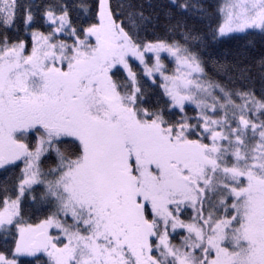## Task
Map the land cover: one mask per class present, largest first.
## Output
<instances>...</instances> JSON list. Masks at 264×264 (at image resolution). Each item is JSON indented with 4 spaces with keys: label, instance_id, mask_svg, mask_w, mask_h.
Instances as JSON below:
<instances>
[{
    "label": "snow or ice",
    "instance_id": "obj_1",
    "mask_svg": "<svg viewBox=\"0 0 264 264\" xmlns=\"http://www.w3.org/2000/svg\"><path fill=\"white\" fill-rule=\"evenodd\" d=\"M258 41L264 0H0V264H264Z\"/></svg>",
    "mask_w": 264,
    "mask_h": 264
},
{
    "label": "trees",
    "instance_id": "obj_2",
    "mask_svg": "<svg viewBox=\"0 0 264 264\" xmlns=\"http://www.w3.org/2000/svg\"><path fill=\"white\" fill-rule=\"evenodd\" d=\"M210 3H212L213 5H216L218 3H222L223 0H209ZM258 40V38H256ZM242 48L243 45L240 44L239 42H234V41H226L223 45H219L217 46L216 51L217 52H226L228 50H235L236 48ZM262 52H264V44L257 43V47L255 49H253V51L251 53H248L249 58H251L252 56H259ZM211 70V69H209Z\"/></svg>",
    "mask_w": 264,
    "mask_h": 264
}]
</instances>
